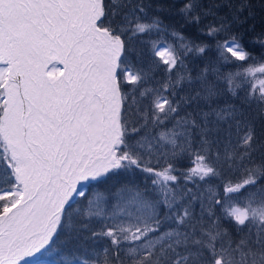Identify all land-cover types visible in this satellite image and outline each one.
I'll return each mask as SVG.
<instances>
[{"label": "snow or ice", "instance_id": "obj_1", "mask_svg": "<svg viewBox=\"0 0 264 264\" xmlns=\"http://www.w3.org/2000/svg\"><path fill=\"white\" fill-rule=\"evenodd\" d=\"M0 264H264V0H0Z\"/></svg>", "mask_w": 264, "mask_h": 264}, {"label": "trees", "instance_id": "obj_2", "mask_svg": "<svg viewBox=\"0 0 264 264\" xmlns=\"http://www.w3.org/2000/svg\"><path fill=\"white\" fill-rule=\"evenodd\" d=\"M167 22V21H166ZM257 24H259V21H257ZM259 30V29H258ZM143 178H144V174L143 173H141V174H139V179L142 181L143 180Z\"/></svg>", "mask_w": 264, "mask_h": 264}]
</instances>
